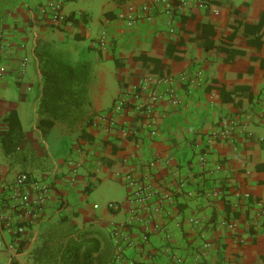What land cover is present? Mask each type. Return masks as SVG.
I'll list each match as a JSON object with an SVG mask.
<instances>
[{
  "label": "crops",
  "instance_id": "obj_1",
  "mask_svg": "<svg viewBox=\"0 0 264 264\" xmlns=\"http://www.w3.org/2000/svg\"><path fill=\"white\" fill-rule=\"evenodd\" d=\"M49 1L0 0V182L26 171L52 187L37 225L15 235L0 223V236L17 246L3 251L6 264H36L56 230L55 242H96L92 264H113V229L122 224L117 264H264V216L253 227L251 202L264 201V0H210L211 10L192 4L172 15V0H65L58 24L40 13ZM130 7L132 25L119 18ZM41 61L89 63L82 99L59 119L39 110ZM170 88L180 104L163 97L149 119L123 113L115 128L92 125L123 92L147 100ZM234 119L241 124L228 138L210 141ZM129 177L147 187L144 200ZM115 188L118 196L107 193Z\"/></svg>",
  "mask_w": 264,
  "mask_h": 264
},
{
  "label": "built area",
  "instance_id": "obj_2",
  "mask_svg": "<svg viewBox=\"0 0 264 264\" xmlns=\"http://www.w3.org/2000/svg\"><path fill=\"white\" fill-rule=\"evenodd\" d=\"M65 0H50L47 4L43 5L40 9L42 15H49L52 21L56 24L62 22L66 19V15L63 12ZM195 4L199 9L211 10L212 3L210 0H172L170 5L165 10L167 15H172L174 11L178 13H185L190 5ZM215 14H218L217 9H213ZM120 19L126 21L128 24L132 25L137 18V11L134 7L130 9L121 17ZM102 46H106V34L103 35L101 40ZM30 59L28 56H24L21 60L19 66L20 77H24L27 73L28 63ZM3 79V74L0 73V82ZM152 80L149 77L144 81L143 85L146 86ZM30 89V88H29ZM168 96L170 101L174 104H180V99L174 92L173 88L168 89L166 92H161L158 89H153L146 100L141 97L139 92L132 93H121L113 102L112 108L109 112H102L95 115L92 119V125L100 126L103 128H115L117 124V117L123 113H136V115L143 117L144 119H149L152 116L153 102H158L163 97ZM264 101V92L262 94ZM240 122L236 119L230 120L229 123L223 125V127L215 130L211 136L210 141H218L220 139H225L230 136L234 129L240 126ZM126 128H121L124 131ZM130 130V129H129ZM132 131L131 133H133ZM154 133V132H153ZM250 134V133H249ZM200 162L203 166L206 165V154L200 156ZM71 182L74 183L75 177H72ZM127 183L136 188L134 194L137 196V200H144L146 188L138 183V181L132 177L127 178ZM52 187L49 182L44 181L33 176L30 172H20L16 175L13 181H3L0 182V223L4 224V227L11 234H22L29 227L35 226L42 219L44 214V208L51 197ZM216 195L220 192L216 191ZM250 198L249 193H244L241 197ZM253 201V202H252ZM253 205L257 207V212L253 215L252 224L253 227L261 226V218L264 216V201L260 199L251 200ZM240 204L237 203L236 207ZM110 207L118 208L119 205L115 202L110 203ZM11 208L15 213L9 214L5 209ZM190 222L194 224L199 223L198 218H191ZM221 224L230 229L236 227L235 221L224 220ZM123 225H117L114 227L113 232L115 239L117 240L116 251L114 254L113 264H117L122 259V245L119 243V239L124 237ZM126 239V237H124ZM206 247L209 244L205 245ZM16 251L17 246L13 243H8L3 236H0V252L3 251ZM235 264H238L237 262Z\"/></svg>",
  "mask_w": 264,
  "mask_h": 264
},
{
  "label": "trees",
  "instance_id": "obj_3",
  "mask_svg": "<svg viewBox=\"0 0 264 264\" xmlns=\"http://www.w3.org/2000/svg\"><path fill=\"white\" fill-rule=\"evenodd\" d=\"M226 60H231L230 57H226ZM39 70L41 72V85L42 95L40 99L39 110L42 114L44 112L50 113L54 118H61L62 110L67 103L78 104V99H82L85 92V84L87 83L90 67L88 62H82L77 67H70L59 62H53L48 66L44 65V62H40ZM215 85V82L212 83ZM210 85V86H213ZM222 93L224 92L223 85L218 84ZM210 88V87H209ZM10 127L13 129L15 124L20 127V124L16 118V113L12 112L9 117ZM48 127H51L53 121H42ZM11 133L6 135L4 143L11 142ZM260 169L264 168V164L259 166ZM96 242L89 245H83L82 242L76 240H70L67 244L61 245L53 256H59V264H92V255L98 250ZM55 248L43 245L39 250L35 252L36 264H48V252ZM51 256L50 258H53ZM47 258V259H46ZM50 262V261H49ZM57 259L50 264H56Z\"/></svg>",
  "mask_w": 264,
  "mask_h": 264
},
{
  "label": "rangeland",
  "instance_id": "obj_4",
  "mask_svg": "<svg viewBox=\"0 0 264 264\" xmlns=\"http://www.w3.org/2000/svg\"><path fill=\"white\" fill-rule=\"evenodd\" d=\"M107 193H109L110 195L118 196V193H117L116 188L113 189V190H111V191L108 190ZM114 200H115V199H114ZM59 235H60V231L56 230L55 233H54V235H53V237H52L53 239H49V240H48V242H49L50 244H47V246H49V247H51V246L55 247V248H53V249L51 250V252H48V254L46 255V257H48V260H47L48 264L52 263V262L55 261L56 258H57V256H53V255H51V254H55L56 251H57V249L61 246V243H58L57 241L55 242V239H56ZM60 238L62 239V237H60ZM52 240H53V244L50 242V241H52ZM56 240H57V239H56ZM44 244H45V242H44ZM51 256H53V258H50ZM46 259H47V258H46ZM6 261H7V257H6V255H5L3 252H0V264H6ZM49 261H50V262H49Z\"/></svg>",
  "mask_w": 264,
  "mask_h": 264
}]
</instances>
